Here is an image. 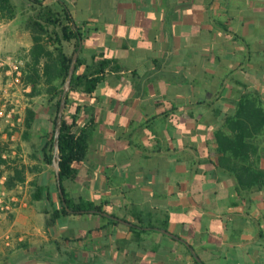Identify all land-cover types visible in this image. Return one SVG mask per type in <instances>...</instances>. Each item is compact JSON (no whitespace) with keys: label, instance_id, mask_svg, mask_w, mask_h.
<instances>
[{"label":"crops","instance_id":"obj_1","mask_svg":"<svg viewBox=\"0 0 264 264\" xmlns=\"http://www.w3.org/2000/svg\"><path fill=\"white\" fill-rule=\"evenodd\" d=\"M36 1L12 0L13 18L0 11V59L26 60L25 78L37 46L77 54L76 75L85 78L64 115H75L85 153L63 186L73 203L130 225L81 215L46 226L58 200L53 166L43 160L56 98L43 80L33 96L31 84L9 88L8 67H0V115L10 97L22 119H11L15 128L0 119V194L18 198L0 215V264H264V191L239 190L218 166L216 137L229 133L226 117L242 97L257 93L264 103V0ZM36 16L57 34L36 42L26 25ZM64 16L67 37L81 35L77 48L61 33L65 23H44ZM27 111L35 113L31 129ZM259 153L264 166V142ZM14 166L24 180L7 188ZM35 186L51 201H35Z\"/></svg>","mask_w":264,"mask_h":264},{"label":"trees","instance_id":"obj_2","mask_svg":"<svg viewBox=\"0 0 264 264\" xmlns=\"http://www.w3.org/2000/svg\"><path fill=\"white\" fill-rule=\"evenodd\" d=\"M35 3L40 4V1L34 0ZM0 11L8 18L15 17L16 10L12 0H0ZM39 16V15H38ZM71 21L68 16H64L63 19L57 20L48 18L44 19L45 24H62L61 33L66 40H75L76 48L80 42V33L78 30L70 32L72 37L69 36V24ZM33 34L35 35V41L38 42L39 35L47 34L51 39L52 34L55 32H49L44 29V26L38 21V17L29 19L26 22ZM43 52L41 58H43L42 74L39 70L40 55L38 53ZM34 57L32 64L28 67L24 82L32 85L31 96L35 94V87L38 81L48 85V93L56 98L55 112L53 119L49 126H47V132L45 137L47 143L45 145V152L43 154V160L47 165H52L54 157V136L56 120L59 110V105L62 96V88L68 75V70L71 64L72 56H66L61 47L55 46L52 50L45 49V47H35ZM78 61L76 66L78 65ZM75 71L71 81V88L66 96V107L68 108V96L70 92L76 87L77 83L83 81L85 76L78 77ZM58 81L59 88L54 85V82ZM90 87H94V80L88 81ZM53 92H56L53 94ZM65 113V112H64ZM63 113L61 132L59 136V153H60V187L63 192L64 198L62 199L59 193V186L56 181L57 190V207L51 211H46V226L51 227L55 224V221L60 216H81V215H98L103 219L111 223H117L116 220L104 217L98 213H91L89 211L96 210L102 211L101 207L94 206L93 204L81 199L78 203H73L66 195L63 183L64 181H74L76 179V166L80 164L84 159V144L82 142V132L77 134L74 130L76 127L75 115L72 121H68ZM35 113L27 111L26 127L31 129L32 119ZM226 128L229 133L219 131L216 134L218 149L221 154L218 158V166L229 172L235 178L239 190L246 192H261L264 191V166L259 153L260 147L264 142V103L261 97L254 93L251 96H244L238 102V110L232 117H226ZM5 150V147H0V166L6 164V161L2 159L1 154ZM23 167L14 166L13 173L8 177L6 181V187L11 188L16 182H23L24 180ZM33 199L35 201H41L45 196V199L51 201L49 195L44 191L42 187H34ZM65 202V205L63 204ZM66 207L70 210L68 212ZM135 227V225H133ZM203 264V262L196 263Z\"/></svg>","mask_w":264,"mask_h":264},{"label":"built area","instance_id":"obj_3","mask_svg":"<svg viewBox=\"0 0 264 264\" xmlns=\"http://www.w3.org/2000/svg\"><path fill=\"white\" fill-rule=\"evenodd\" d=\"M0 67H8V72L10 76V81L8 83L9 88L19 89L21 92H25L28 88L27 84L24 82V69L26 67V60L24 59H13L12 57H8L5 60L0 59ZM4 107H9L4 111V114L0 115V119L2 116H6L7 123L11 128H15L16 124L11 121L15 116H17V123L22 121L19 116V111L17 109L16 102L10 99V97H6L4 100ZM18 198L10 197L7 198L5 193L0 194V215L4 213H9L14 210L17 206ZM5 239L9 240V236L5 237Z\"/></svg>","mask_w":264,"mask_h":264},{"label":"water","instance_id":"obj_4","mask_svg":"<svg viewBox=\"0 0 264 264\" xmlns=\"http://www.w3.org/2000/svg\"><path fill=\"white\" fill-rule=\"evenodd\" d=\"M76 61H77V54H75L71 60V64H70V67H69V70H68V75H67V78L64 82V85H63V88H62V96H61V101H60V105H59V110H58V115H57V120H56V127H55V136H54V157H53V161H52V166H53V169H54V172H55V177H56V181H57V184L59 186L58 190H59V193H60V196L61 198L63 199L64 196H63V192L61 190V187H60V153H59V136H60V132H61V125H62V119H63V113H64V110H65V107H66V96L71 88V81H72V77H73V74H74V71H75V64H76ZM63 204L65 205V202L63 201ZM66 210L68 212H70V210L66 207ZM91 213H98L104 217H107V218H110V219H114V220H117L121 223H124V224H127V225H130L129 223H127L126 221L124 220H121V219H118L114 216H111L105 212H102V211H96V210H91L89 211ZM162 233L174 238V239H177V237L171 233H169L168 231L166 230H161ZM196 260L199 261V259L196 257Z\"/></svg>","mask_w":264,"mask_h":264},{"label":"rangeland","instance_id":"obj_5","mask_svg":"<svg viewBox=\"0 0 264 264\" xmlns=\"http://www.w3.org/2000/svg\"><path fill=\"white\" fill-rule=\"evenodd\" d=\"M263 207H264V205H263ZM244 209H245L246 212H249L247 210V206L246 205H245ZM261 226H263L262 223H261ZM88 244L89 243H87V245ZM71 246H73V245H71ZM69 250H71V249L69 248ZM174 257H175V259H177L176 255H174ZM71 261H73V258H71ZM55 264H71L70 257H69V260L65 259L64 257H56Z\"/></svg>","mask_w":264,"mask_h":264}]
</instances>
